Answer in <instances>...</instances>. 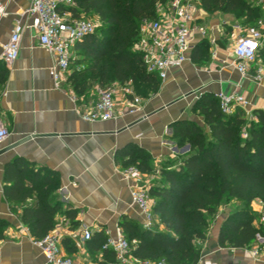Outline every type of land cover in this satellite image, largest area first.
<instances>
[{"label":"crops","instance_id":"0c3cea01","mask_svg":"<svg viewBox=\"0 0 264 264\" xmlns=\"http://www.w3.org/2000/svg\"><path fill=\"white\" fill-rule=\"evenodd\" d=\"M1 1L6 14L0 20V118L9 136L0 145L6 149L0 155V218L9 226L0 240V264L46 263L43 251L21 220L23 205L4 195L8 161L23 157L35 169L58 172L55 195L62 207L50 232L60 236V251L77 264H100L105 261L104 252L90 246L91 242L96 246L100 243L95 233L106 229L114 232L124 215L143 225L144 213L133 201V188L150 186L159 179L163 166L178 162L190 150L189 144L178 145L171 125L186 119L208 129L203 116L194 109L203 94H242L248 102L244 109L249 117L255 109L264 110V78L256 80L252 68L242 75L233 64V47L243 34L234 25L254 23L262 15L259 6L257 17L249 21L247 16L237 19L223 11L211 13L194 0L198 9L187 61L172 69L158 90L148 95L136 92L131 82H113L117 87V118L91 121L84 114L96 104L98 88L103 85L89 79L85 91L79 92L70 79L74 68L84 66V56L74 46L71 71L55 80L51 74L54 56L39 45L34 30L27 27L18 58L8 64L4 45L17 22L30 23L26 9L32 0ZM125 87H131L133 94L126 93ZM132 143L151 155L154 170L140 171L139 176L127 180L119 152ZM26 183L31 184L30 180ZM35 201L36 194L24 204ZM255 203L258 209L263 208L261 200ZM83 226L91 228L92 240L84 239ZM220 227L215 237L197 240L203 260L212 264H263V253L253 259L242 250L221 247ZM153 228L164 229L157 215Z\"/></svg>","mask_w":264,"mask_h":264},{"label":"trees","instance_id":"16d2710c","mask_svg":"<svg viewBox=\"0 0 264 264\" xmlns=\"http://www.w3.org/2000/svg\"><path fill=\"white\" fill-rule=\"evenodd\" d=\"M75 1L76 16L84 13L99 21L95 32L75 45L85 61L83 67L74 68L71 73L75 89L85 91L87 81L95 79L103 86L115 81L131 82L142 95L157 91L161 79L147 72L142 54L134 49V44L140 37L142 21L157 18L158 4L171 0ZM199 2L211 13L223 11L237 19L247 16L249 21L257 17L259 10L256 0ZM257 61L264 64V44L257 52ZM252 69L255 72V64ZM194 109L203 116L208 129L191 120L174 122L173 137L180 147L189 144L190 150L178 162L163 166L159 179L149 186L154 199L153 212L164 229L146 228L126 215L119 220L131 253L140 259L198 264L202 252L196 242L207 239L209 218L225 200H234L237 206L221 224L218 237L221 247L247 248L257 235L264 236V225L254 223L258 215L251 206L259 199L264 208V110L255 109L249 117L238 106L233 113H226L219 96L213 93L203 94ZM120 157L125 168L154 170L151 155L137 144L120 151ZM58 181V172L35 169L23 157L5 164L4 195L7 200L23 205L21 220L35 241L44 238L55 226V214L62 207L55 195ZM34 194L36 201L24 204ZM8 226V221L0 218V240ZM98 235V246L92 242L90 246L104 252L105 261L100 264L116 263L115 252L103 247L107 234L102 230L95 233Z\"/></svg>","mask_w":264,"mask_h":264},{"label":"built area","instance_id":"2783aa9c","mask_svg":"<svg viewBox=\"0 0 264 264\" xmlns=\"http://www.w3.org/2000/svg\"><path fill=\"white\" fill-rule=\"evenodd\" d=\"M256 5L260 7L262 15L254 23L245 27L241 24L234 25L243 34L239 36L233 47L235 58L233 64L242 75L249 73L255 64L254 77L256 80H261L264 78V64L257 61V52L264 44V0H256ZM76 6L75 0H32L26 9L30 23L26 25L20 21L17 22L9 40L4 45L3 56L6 62L11 64L18 58L22 36L29 27L34 30L39 45L54 56L55 64L51 69V74L55 80H61L71 71L72 49L76 43L94 33L97 28L94 21L74 14L73 8ZM196 10L194 0H171L166 4H158L159 16L157 18L142 21L140 37L134 44V49L141 52L148 73L157 75L161 80H166L172 69L181 67L187 61L192 47L191 39ZM5 14V6L0 0V20ZM124 91L129 94L134 92L131 87H125ZM116 95L115 84L99 87L98 100L88 112H85L84 117L91 121L117 118ZM217 95L220 98L221 108L226 113H233L238 106L244 108L248 103L245 96L239 93L219 92ZM8 136L9 130L0 118V145ZM140 174L141 172L134 166L123 171V176L127 180H132ZM132 197L144 213L143 225L146 228H153L154 199L149 194V186H135L132 190ZM258 220L264 225V208L260 210ZM82 230L85 240L93 236L88 226H83ZM105 232L107 240L103 247L115 252L116 264H168L164 260L152 261L134 256L122 227L117 226L114 232L106 229ZM257 238L264 243V236L257 235ZM59 242L60 236L53 232L35 241L45 255V264H77L71 256L62 254ZM263 248H247L245 254L258 259ZM205 264L212 263L205 261Z\"/></svg>","mask_w":264,"mask_h":264},{"label":"rangeland","instance_id":"374dc122","mask_svg":"<svg viewBox=\"0 0 264 264\" xmlns=\"http://www.w3.org/2000/svg\"><path fill=\"white\" fill-rule=\"evenodd\" d=\"M195 5L198 9V3L195 2ZM82 17L90 19L92 21H94L97 24V27L99 25V21L97 19V17L92 16V15H88V14H81ZM113 84V82L111 83ZM110 85V84H108ZM256 200H254L252 202V210L259 216L260 210L262 209H258L255 203ZM237 206L236 202L234 200H225L221 205L218 206L217 210H216V214L213 217L209 218V224H208V235L210 237H215V235L217 234L218 228L220 227V224L222 223V221L224 220V218L228 215V213L234 209ZM254 223L257 226H262V224L259 222L258 217L255 219ZM264 243H261L258 238L251 244V246L247 247L248 249H252L254 247H264L262 246ZM200 247V246H199ZM247 248H239L238 250H242L243 252H245V249ZM231 249H237V248H231ZM264 249V248H263ZM264 254V250L261 252ZM198 264H205V260H203L202 258H200Z\"/></svg>","mask_w":264,"mask_h":264},{"label":"water","instance_id":"95a60500","mask_svg":"<svg viewBox=\"0 0 264 264\" xmlns=\"http://www.w3.org/2000/svg\"><path fill=\"white\" fill-rule=\"evenodd\" d=\"M6 151V149H0V155L2 154V153H4Z\"/></svg>","mask_w":264,"mask_h":264}]
</instances>
